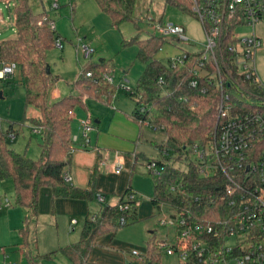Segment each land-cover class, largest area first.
<instances>
[{
  "label": "trees",
  "instance_id": "1",
  "mask_svg": "<svg viewBox=\"0 0 264 264\" xmlns=\"http://www.w3.org/2000/svg\"><path fill=\"white\" fill-rule=\"evenodd\" d=\"M3 1L8 4L14 2L15 37L0 42L1 66H17L24 81L25 103L38 110L37 116L28 120L34 128L40 129L38 135L41 139V156L39 159H32L17 152L9 141L10 134L16 137L17 131L11 124L4 132L0 120V181L11 179L16 205L28 209L34 215L38 212L42 188L52 189L55 199L98 201L93 184L89 188H81L65 182L66 168L71 163V154L75 149L71 142L69 112L86 108L84 97L98 101L106 99L109 105L112 103L116 92L115 84L104 79V75H110V66L105 59L98 62L87 61L75 81V94L50 103L49 92L54 81L52 74L47 73L49 66L46 58L59 39V34L56 28L52 29V21L48 16L32 10L29 0ZM95 1L100 10L110 18L113 26L120 27L125 22L134 21L136 0ZM164 1L185 14L197 16L193 11V0ZM133 44L139 48L137 58L147 66L136 87H130L127 91L128 96L135 101L132 118L141 128L145 121H150L155 130L160 125L164 126L161 132L165 140L157 145L162 158L156 161L165 168L159 176L152 175V204L157 211L162 209L161 205L173 209L190 208L198 220L212 219L217 214L218 204H211V201L223 195L225 178L217 170L209 177L204 176L202 172L205 165L198 160H189L188 157L195 145L210 148L211 134L220 123L216 108L220 98L219 89L215 84H210L208 91L203 94L199 89L189 86L191 75L187 67L171 68L169 59L167 64L159 60L156 54L167 44L166 37L152 35L141 39L135 36L123 41V46ZM193 55L195 59L197 54ZM5 83H11L9 76L0 78V93ZM246 88L259 94L257 90ZM229 92L234 100L245 104L248 110L253 105L250 100H256L253 94L241 93L237 88H230ZM138 156L137 153L135 159ZM143 161L146 164L149 159ZM131 193L132 189L129 187L119 197L116 205H110L105 200L100 203L97 214L85 217L79 241L59 250L71 264H96L91 263L89 257L97 239L109 234L115 236L117 230L123 227L120 224L123 216L127 220L124 226L138 221L139 203L136 199L129 200ZM125 203L129 205V210L124 213L120 211L119 205ZM20 234L24 248L27 249V224L20 229ZM161 248L159 242H150L141 264H161ZM25 256L28 264H44V257L50 255L34 257L26 250Z\"/></svg>",
  "mask_w": 264,
  "mask_h": 264
},
{
  "label": "rangeland",
  "instance_id": "2",
  "mask_svg": "<svg viewBox=\"0 0 264 264\" xmlns=\"http://www.w3.org/2000/svg\"><path fill=\"white\" fill-rule=\"evenodd\" d=\"M53 3L58 4L57 9H52ZM29 5L35 13L44 14L50 18L62 44L61 48L54 46L46 58L54 81L49 92V100H58L60 97L75 94V81L87 61L98 62L100 59H105L110 66L109 73L114 78L116 89L112 103L109 105L106 99L103 101L89 99L85 103L86 108L74 110L75 117L72 123L76 133L78 132L77 122L88 118L89 114L93 125L102 130L104 127H110L112 108L128 114L133 111L135 101L128 96L126 88L136 87L147 65L137 58L138 46L135 44L123 46L124 40H130L135 36L141 39L152 35L160 36L155 25L161 24L181 27L185 38L198 47H202L206 42L204 28L198 17L185 14L167 5L164 0H136L133 11L134 21L125 22L120 27L112 25L110 18L100 10L95 0H29ZM13 12L14 2L8 4L0 0V42L15 37ZM255 33L263 42L262 48L257 53V71L264 84V22L255 26ZM238 35H252V27L240 28ZM166 41L164 48L156 54V57L166 64L169 56L188 48L189 44L177 41L173 36H167ZM84 48H87L89 55L83 51ZM9 80L11 83L3 84L1 91L4 94L0 98L1 128L6 132L13 124L17 136L14 140L9 139L10 145L29 158L39 159L41 139L33 132L34 126L28 120L37 116L38 110L25 103L24 81L19 69L9 75ZM250 102L258 106L264 104V101L250 100ZM98 121L103 124H98ZM137 126L143 138L140 144L133 141L136 147L134 146L131 152H135L137 148L136 152L139 156L134 163V168L132 169L131 165L124 167L123 173L126 174L128 188L132 189L133 196L139 203L138 221L119 228L112 241L107 244L109 253L103 256L106 257L105 261L112 260L110 264H141L139 257L133 256L132 253L137 252L140 256H145L149 243L156 241L163 246L161 264H183L179 256H169L164 253V246L176 244L178 228L176 225L162 222L169 220V216L176 215L177 212L168 206H163L159 211L151 208L154 179L143 161L162 158L157 145L164 142L165 136L160 130H154L148 126L141 128L139 124ZM108 128L104 129L105 133ZM96 134L95 130L91 134V139L95 138ZM80 135L79 131L73 137ZM120 151L125 152L122 149ZM171 155L170 152L169 156ZM188 159L197 160V154L190 152ZM0 198L4 202L10 201L9 209L17 207L26 211L24 218H19L17 221L12 218L7 222L0 218V264H28L26 250L34 257L50 255L47 258L44 257V264H71L59 250L69 239L75 240L76 234H80L84 217L79 225L75 226V231H71L66 226V217L60 216L59 227L57 226L52 208L50 213H42L39 205L37 215L32 214L26 208L16 205L11 179L0 181ZM90 203L93 205L92 215L97 214L100 203L95 199ZM25 224L29 228L27 249L24 248V241L19 234L20 228ZM79 238L80 235L76 242Z\"/></svg>",
  "mask_w": 264,
  "mask_h": 264
},
{
  "label": "built area",
  "instance_id": "3",
  "mask_svg": "<svg viewBox=\"0 0 264 264\" xmlns=\"http://www.w3.org/2000/svg\"><path fill=\"white\" fill-rule=\"evenodd\" d=\"M193 2V11L205 32L206 42L202 47L187 40L181 27L159 24L155 29L161 37L173 36L177 41L189 43L188 48L169 56L168 64L171 68L183 66L189 69L191 88L199 89L203 94L210 84L219 89L216 108L220 123L211 134L210 148L195 145L192 151L197 154L198 162L205 165L204 176L209 177L214 170L220 171L226 184L223 195L211 201V204H218L217 214L212 219L198 220L190 208H179L175 209L176 215L162 222L178 228L176 244L164 246V253L179 256L183 264H264V104H253L248 110L229 92L230 88H237L241 93L253 94L255 101H264V84L257 71V53L263 42L255 33V26L264 22V0ZM57 8L58 4L53 3L52 9ZM246 26L252 27V35H238V30ZM51 27L55 29L53 22ZM55 46L62 47L59 39ZM83 51L89 55L87 48ZM193 54H197L195 59ZM16 69L15 64L2 65L0 78L5 79ZM104 79L114 83L109 74L104 75ZM74 117L72 110L69 118ZM79 124L81 139L71 136V142L73 146L78 142L83 149H89L91 134L96 127L91 117L79 120ZM144 126L154 129L150 121H145ZM157 129L162 131L164 126ZM32 130L40 133L38 128ZM10 138L14 140L15 135L10 134ZM145 166L149 174L155 176L165 168L156 160H149ZM122 169L123 165H118L116 172L120 173ZM65 182H71L68 174ZM128 198L135 199L133 193ZM97 199L99 203L106 200L100 193ZM4 206H9V200L0 203V210ZM119 209L125 213L129 205L121 204ZM72 223L75 224L76 220ZM126 223V218L121 217L120 224L124 226ZM132 255L139 257L140 262L144 261V256L137 252Z\"/></svg>",
  "mask_w": 264,
  "mask_h": 264
},
{
  "label": "crops",
  "instance_id": "4",
  "mask_svg": "<svg viewBox=\"0 0 264 264\" xmlns=\"http://www.w3.org/2000/svg\"><path fill=\"white\" fill-rule=\"evenodd\" d=\"M61 98L62 97L59 99ZM49 101L50 103H53L57 100ZM84 101L87 103L89 98L86 97ZM111 110L113 114L111 116L110 127H104L102 130H100L101 128L96 127L97 134L95 135V138L93 137L91 139V145L89 149H83L80 147V145H77L78 142L74 145L75 149L71 154V163L66 168V174L71 177V185L81 188H89L93 184L97 194L100 193L104 195L108 204L116 205L118 203L119 197L128 189V185L126 184V174L125 172L123 173L125 170L124 167L131 165V168L133 169L134 163L136 161L135 157L138 153L136 152L137 148L135 149V152H131L132 148L134 146L136 147L133 141H136V144H140V141L143 137L140 136V128L137 126L138 123H136L132 118L133 111L131 114H128L121 113L116 108H112ZM90 116L91 115L89 114V117ZM72 122L73 119H71L70 122V133L71 136H74V134L77 135L79 131L81 132L82 130L80 124L77 122L76 127L78 132L76 133ZM97 123L99 124L101 121H98ZM106 128H108V131L110 130L109 133L108 131L107 133L104 132V129ZM77 137L79 140L81 139V135ZM120 149L124 150L125 152H121ZM118 165H123V169L120 173L116 172ZM1 202L3 203L4 201L1 200ZM90 204V202L85 200L67 198L55 199L53 197L52 189L50 188L41 189L38 201V207L39 205L41 206L40 210L42 213H50L51 208L53 209V218L54 221H56L58 227L60 216L66 217V226L71 231H75V226L79 225L83 217L85 220L87 215H92L93 205ZM10 206L11 203L9 201V206H4L0 210V218L5 219L7 222L12 218L16 219L14 221L19 220V218H24L26 211H22L17 207L9 209ZM151 208L156 210L152 204V201ZM74 220H76L75 224L72 223ZM80 234H76L75 240L69 239L65 246L73 244L74 241L76 243V240ZM113 238L114 236L109 234L97 239L96 245L93 247L90 253L89 261L91 263H112V260L105 261L106 257L103 255H107L109 253L107 244L110 243Z\"/></svg>",
  "mask_w": 264,
  "mask_h": 264
},
{
  "label": "water",
  "instance_id": "5",
  "mask_svg": "<svg viewBox=\"0 0 264 264\" xmlns=\"http://www.w3.org/2000/svg\"><path fill=\"white\" fill-rule=\"evenodd\" d=\"M47 73H50V68L47 69ZM2 97V93H0V98Z\"/></svg>",
  "mask_w": 264,
  "mask_h": 264
}]
</instances>
